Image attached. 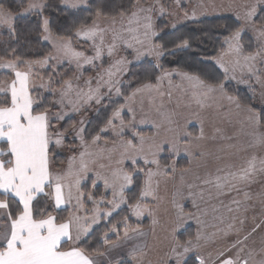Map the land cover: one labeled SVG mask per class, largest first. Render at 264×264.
Masks as SVG:
<instances>
[{
  "label": "snow or ice",
  "instance_id": "6c2138e0",
  "mask_svg": "<svg viewBox=\"0 0 264 264\" xmlns=\"http://www.w3.org/2000/svg\"><path fill=\"white\" fill-rule=\"evenodd\" d=\"M62 3L66 8H77L84 5L86 0H62ZM261 5H264V0H257L248 7L243 16L238 14L236 18L242 21V27L236 29L224 41L229 52L243 58L244 64L241 65L237 59L236 65L242 69L246 68L250 74L256 72L257 59L264 60V23L257 26L254 19L257 8ZM45 7L47 4L43 0H32L26 11L42 12ZM131 8L133 10L130 12L121 10L116 15H108L97 9L95 13L97 19L90 25L81 24L75 29L76 37L90 42L93 51L91 56L73 48L71 35H53L49 27L50 21L45 18L42 24L45 34L43 39L51 41L55 54L50 53L36 61L22 60L19 56L12 60L0 57V68L8 69L13 74L11 80L0 81V264H153L148 257L149 252L156 248L157 244L162 245L165 251L156 264H264V243L259 251L247 248L246 245L251 234L260 225H256L251 232L241 238L239 235L241 228L236 227V221L242 226L244 218L236 215L226 230L217 228L215 232L208 234L203 230L204 221L200 219V215L206 213L198 215L185 212L184 205L180 203V199L191 198L193 206L199 211L197 199L203 200L205 191L209 197L216 198L228 196L232 192L237 194L243 192V201L233 197L227 207L228 212L239 214L244 201L252 199V194L244 189L250 188L264 177V115L252 109H248L250 131L247 135L250 139L246 143L237 142L226 147L221 146L219 151L225 156L217 155L215 159L219 161L226 157L223 165H218L214 172H206L203 177L196 175L199 184H186V196L181 189L173 193L171 200L173 211L168 227L164 229L165 235L162 240L157 239V244H153L151 248L146 242L137 243V239L146 237L147 233L141 226L134 227L130 224V218L125 216L122 221L112 224L103 233L105 250L82 246L84 240L94 232V226L101 220L111 217L121 205H127L131 216L138 220L145 215L151 217V232L155 237L156 228L160 225L157 214L161 198L157 193L161 178H168L176 172L175 161L161 165L160 154L167 151L175 157L184 151L198 162L211 155L199 150L202 142L208 139L202 121L199 134L193 135L187 130L188 122L181 127L173 115L166 113H160L162 123L152 122L156 129L153 135L145 136L133 131L131 139H124L125 130L136 127V116L131 107L134 98L145 91L159 92L164 77L171 76V73L167 72L163 76H158L155 84L146 83L126 96L125 104L114 109L105 126L95 135H91L90 139L87 138L89 133L83 120L79 121V127L75 124L70 129L56 126L68 115L66 108L78 112L84 104L92 102L101 104L104 99L102 89L106 88L109 95L113 91L117 96L121 95L118 76L129 63L125 57L115 60L109 68L98 72L95 78L89 77L85 80L86 92L83 87L74 83L73 78L55 81L58 85L55 89L52 87L54 81L51 78L46 83L42 82L39 89L53 92L58 96L51 107H46L40 102L43 100L42 95L33 94L39 91L35 85L36 77L33 72L35 65L44 68L53 61L62 63L67 60L69 63H75L77 69L83 65L95 67L96 61L104 57L105 50L107 55L112 57L121 43L126 48L134 49L137 58L143 53L135 45H143L147 41L151 45L149 54L159 48L158 45L152 44V37L157 34L153 31L152 6H142L139 0H135ZM160 11L163 14L164 9L161 7ZM184 16L189 18L187 12ZM195 16L196 13L193 11L191 17ZM118 18L122 24L120 29L115 27ZM101 19L109 26L102 27L99 22ZM125 19L126 27L123 26ZM14 21V14L0 5V26H6L10 33L15 34ZM249 27L260 47L254 54L245 55L241 40L242 33ZM109 33L111 40L106 39ZM125 33L131 35V40L126 38ZM187 45L188 42L183 41V46ZM12 52L14 53L15 49H12ZM161 54L156 52L157 56ZM216 63L228 78L229 68L221 59ZM21 65H26L27 70H20ZM183 76L193 89L202 90L193 93V99L201 109L210 107L205 103L210 93L224 91L222 83L214 85L201 80L198 76L188 74ZM79 79V76L75 77V80ZM93 83L95 87L92 86ZM160 95L163 96V93ZM226 98L240 107L239 102L233 97ZM52 107H58L59 110L53 112ZM125 108L132 113V119L127 123L122 117ZM159 111L157 109V112ZM148 122L146 119L139 121L140 124ZM109 129L119 140L118 143L113 142L114 147L108 150L107 163H104L102 162L105 159L102 154L104 150L96 152L92 149L100 142L101 133ZM161 130L170 135L161 138ZM216 132L220 133L221 130L216 129ZM69 135L78 139L79 149H72L74 154L68 158L67 167L57 171L54 168L53 153L56 149L64 147ZM212 139L215 140L216 136ZM220 139L233 138L221 134ZM115 153H118L116 158ZM129 161L133 171L125 169V164ZM141 161L147 166L146 169L136 167ZM190 172L191 167L180 170L182 182L183 176ZM137 173L144 174V184L135 203H129L124 192L132 185L134 175ZM88 181H91L93 190L85 191ZM101 184L105 195L97 199L94 189ZM197 188L199 191H194ZM109 193L111 199L106 198ZM258 195L264 198V192ZM149 197L156 206L147 202ZM88 203L93 205L91 210L86 207ZM231 205H235V208ZM61 211L68 214L62 216ZM243 211L246 212L247 207H244ZM218 219L223 223V217ZM191 220H195L199 228L194 236L189 235L184 239L183 232ZM109 233L116 239L112 240ZM233 233L237 239L225 249L218 251L215 260H209L205 256L204 249L210 242H214L218 235L222 234V237L226 238Z\"/></svg>",
  "mask_w": 264,
  "mask_h": 264
},
{
  "label": "rangeland",
  "instance_id": "374dc122",
  "mask_svg": "<svg viewBox=\"0 0 264 264\" xmlns=\"http://www.w3.org/2000/svg\"><path fill=\"white\" fill-rule=\"evenodd\" d=\"M31 2L32 0H28L27 8L22 11L21 15L38 12V11H32V12L26 11ZM256 2L257 0H178V2L177 0H172L170 5L164 7L162 6L160 0H151L148 4L142 6L145 7L148 5L152 6L151 16H152L153 31L155 32L156 20L159 17L161 18L165 16L167 29H174L175 27L181 24H184L189 21L198 20L201 18L229 16L237 20L236 17L238 14L240 16H243L245 11L248 10V7L252 4H255ZM85 4L81 5L80 7L85 6ZM161 7L164 9L163 14L160 11ZM262 10H264V5H261L257 8L256 15H258L259 12H261ZM193 11H195L196 13L195 18L191 17ZM185 12L189 14V18H185L184 16ZM237 21L240 24L238 28L242 27V21L241 20H237ZM99 22L101 23L102 27L109 26L102 19ZM256 25L259 26L260 24L256 23ZM123 26L124 27L127 26L126 19L123 22ZM2 27L7 28L6 26H2ZM115 27L117 29H120L122 27L119 18ZM142 31L143 30L141 29V32ZM243 34H248L252 37L253 45L255 47L254 49L255 51L253 52L254 54L260 47L259 42L255 38V34L253 33L250 27L245 32H243L242 35ZM44 35L45 34L43 32L42 37ZM125 36L126 38L131 40L130 34L125 33ZM154 37H152V44H154L153 43ZM75 39L85 44L84 45L85 49L82 50H86L85 53L86 55L88 56L93 55L90 42H87L78 37H75ZM106 39L111 40L110 33ZM44 41L50 45L52 49L51 54H55L51 41H46V40ZM80 46L83 47V45ZM135 47L140 48L141 52L143 53L139 58L136 57V53L134 49L126 48L125 45L121 43L118 45L116 53L112 57H109L105 50L104 57L102 58V60L96 61L95 67H93L92 65H83L82 68L77 69L75 63H69L67 60H64L62 63H57L53 61L49 66L44 68H41L39 65H35L33 68V72L35 73V77H36L35 85L37 89H39V85L42 82L46 83L49 80V78H51L54 81L52 87L54 89L58 88L55 81L61 80V78H63L67 74V71H71L70 78H73L74 83L79 84L81 87L84 88V91L86 92L87 87L84 85L85 80H87L89 77L95 78L98 72H102L104 69L109 68V66L112 65L115 62V60L121 57H125L129 61V63L127 64L126 69L118 76V79L120 81L119 84L120 87L123 77L125 76L127 69L129 68L130 65L138 63L143 59H147L154 63H157L160 57L162 56V54L159 56L156 55L157 51L162 53L159 48L155 49V51H151V54H149L151 45L148 44L147 41H145L143 45H135ZM218 59H221L224 65L229 68L228 78L225 77V82H230L239 89L252 88L253 91L252 95L254 102L257 104L256 106L258 107L264 106V60L257 59V61L255 62L256 72L255 74H250L246 68L242 69L240 66L236 65L237 59H239L240 64L243 65L244 64L243 58L242 57L238 58L234 53L229 52L226 44L223 50H221L217 54V56L213 59V61L219 67V69L223 71V69L216 63ZM64 65L66 67L65 70L59 71V68ZM234 68L235 70L233 71ZM20 70L22 71L27 70V66L21 65ZM165 72L171 73V76L164 77V79L162 80L159 86V92L145 91L142 94H137L136 97L134 98V101L131 103V107L134 109L135 112L136 127L134 129L131 128L126 129L124 134V139H126L125 138L126 134H128L132 138V132L133 131L136 132L139 129L150 128L154 134L156 129L153 127L152 122L154 121L156 123H162L163 118L160 115V113H166L173 115V118L179 122L181 127H184L185 123L188 122L187 123L188 131L190 127H195L191 131L192 132L194 131L196 135L199 134V130L201 127L200 121H202L204 132L205 135L208 137V139L202 142V145L199 150L210 153L211 155L202 158V160L198 162L194 159H191L189 155L184 151H181L180 154L175 157H173L168 152L169 156L172 158V161L169 162L168 164L173 163V161H176V159L178 158L184 157L188 161V165L186 168L191 167L192 172L185 174L183 176V182L179 169L178 170L176 169V172L174 174H171L168 178H161L160 186L157 193L158 196L161 198L159 204V212L157 214L158 219L160 220V225L156 228L155 237L151 232V227H152L151 217L145 215L143 218L138 220L136 217L131 216L130 209L127 207V205H121L120 208L116 209L113 212L114 215L122 208L127 207L129 209L130 218L133 219L134 221L140 222L146 219L148 221V226L146 228L144 227L143 230L147 233V236L143 238H138L136 242L137 243L146 242L150 248L152 247L153 244H157V239L162 240L165 235L164 229L168 227V223L171 219V214L173 211L171 206L173 193L176 192L177 189H181L184 192V195L186 196L187 195V189L185 187L186 184L188 183L199 184V181L196 180V175H200L201 177H203L206 172L209 171L214 172L215 168L218 165H223L226 162V157L219 161L215 159L217 155H220L221 157L225 156L224 153H221L219 151L221 146L226 147L230 143H237V142L246 143L250 139V137L247 135V133L250 131V127L248 125L249 108H243L241 106L238 108L235 102H230L226 98L227 95H225L224 92L216 91L210 93L207 99H205V103L207 105H210V107L201 109L193 99V93L202 90L193 89L190 86L189 82L184 78L183 74L185 73L183 72L177 70H166L163 71L160 74V76H163ZM0 74H9L11 76L9 80L13 78V74L8 69L0 68ZM77 76L80 77L78 81L75 80V77ZM233 76L235 77L234 79L231 78ZM92 86L95 87L96 86L95 83H93ZM102 93L104 94V99L102 100L101 104H96L95 102H92L90 104H84L78 112H72L70 109L66 108L65 111L68 113V115L65 117L64 120H62L56 126L61 128L62 124L69 118H73L74 120L73 124H75L77 127H79V121L81 120L85 122L84 126H86L89 118L95 115L105 102L115 100L120 96V95L117 96L115 94V91H113L109 95L107 93L106 88L102 89ZM160 93H163V96H161ZM33 94L51 95V104H53V102L58 98L57 94L43 89H39L38 92H34ZM123 104H125V101ZM157 109H159L160 111L157 112ZM51 110L53 112H57L59 108L52 107ZM122 117L127 123L129 120L132 119V113H129L127 111V108H125V110L122 113ZM141 119H146L149 122L145 124H140L139 121ZM216 129H220L221 132L217 133ZM221 134L224 137H232L233 139L222 140L220 139ZM168 135L170 134L161 130V138H164ZM103 136H108L109 140H107ZM213 136H216L215 140L212 139ZM66 140L67 142L65 141L64 147L60 149H56V151L54 152L56 155L65 157V160L62 163H59V167H54L55 170L57 171L63 170L67 167L68 158L74 154L72 149H77V150L79 149V141L78 139H75L73 135H69ZM118 140L119 138L116 137L114 133L109 129L107 132L101 133L100 142L98 143V145L94 146L92 150L96 152H100V150L103 149L104 152L102 154L105 157V159L102 162L107 163L106 157L108 155V150L112 149L114 147L113 142L117 141L118 143ZM161 155L162 153L160 154V156ZM117 156L118 153H115L114 158H116ZM198 163L200 164V166H198ZM140 164L142 165V168L145 169L147 168V166H145L142 161L140 162ZM127 165H129L133 169V166L131 165L130 161L126 162L125 167ZM140 174L142 176L141 187H143L145 176L143 173ZM99 186L102 187V194L98 196L97 199L105 195V190L103 185L101 184ZM130 187L131 185L125 189V192L128 189H130ZM91 190H93L92 187ZM244 190L249 191L252 194V199L248 201H244L241 207V212L239 214L235 212L232 213L228 212L227 207L230 205V201L232 200L233 197L243 201V192L239 194H237L236 192H232L228 196H222L216 198L215 196L209 197L207 191H205L204 199L203 200L197 199V204L199 205V211L196 207L193 206L191 198H183V199L178 198V199H180V203L184 205L185 212L197 213L198 215L200 213H206L204 215H200V219L204 221L205 228L203 230L208 234L215 232L217 228L226 230L227 225L233 222V217L236 215H239L242 218H244V224L242 226L239 224L238 221H236V227L241 228V231L239 233L241 238L244 235L251 232V230L254 227H256V225H260V227L257 228L256 231L251 234L249 240L246 242L247 248H254L257 251H259L262 243H264V198H262L258 194L264 192V177H261L257 183L251 185L250 188ZM194 191H199V189L198 188L194 189ZM125 192H124V196L125 199H127ZM106 198L111 199L112 198L111 194L109 193ZM147 202H149L152 206H156L155 204H152L150 197L148 198ZM231 206L235 208V205H231ZM86 207L89 210H91L93 208V205L91 203H88ZM103 207H107V206H103ZM244 207H247L246 212L243 211ZM218 217H223V223L220 222ZM109 218L101 220L97 225L94 226V228H96L97 226L100 225L101 222H104ZM189 226L192 227V236H194L199 228V225L196 223L195 220H191L186 225V228ZM122 233H123V228L121 229V234ZM109 236H113V234L109 233ZM236 239L237 236L235 233L230 234L226 238H223L222 234L218 235V238L214 242H210L204 249L205 256L209 260H215L217 252L225 249ZM105 248L106 246L104 247V250ZM164 251H165L164 247L162 245L157 244V247L149 252L148 258L153 261V264H156V262L162 258ZM257 259H259V257H257Z\"/></svg>",
  "mask_w": 264,
  "mask_h": 264
},
{
  "label": "trees",
  "instance_id": "16d2710c",
  "mask_svg": "<svg viewBox=\"0 0 264 264\" xmlns=\"http://www.w3.org/2000/svg\"><path fill=\"white\" fill-rule=\"evenodd\" d=\"M150 1L151 0H139L141 5H146ZM160 1L162 6L167 7L171 4L172 0ZM43 2L47 4V7H45L42 12L38 11L21 15L22 11L27 8L28 0H0V5L10 10L15 16V34L10 33L8 28L0 26V57L6 60H12L15 59L16 56H19L22 60L36 61L52 53L50 45L45 42L42 37V24L45 18L50 21L49 27L53 35H71L73 37V47L81 51L85 49V44L75 39V29L77 27L81 24L90 25L96 18L95 13L97 9H100L108 15H116L121 10L130 12L133 10L131 5L135 0H86L85 6L74 9L64 7L62 0H43ZM255 21L258 24L264 23V10L256 15ZM239 25V22L232 17L223 16L201 18L181 24L174 29H167L165 16L157 18L155 26V32L157 34L153 38V43L159 46L162 56L157 63L143 59L129 66L120 85L122 94L115 100L105 102L100 110L89 118L85 126L89 133L87 138L90 139L91 135H95L99 132L100 128L105 126L114 109L124 103L126 96L146 83L154 84L156 78L166 70H177L191 76H198L201 80L209 84L219 85L222 83L224 85L223 92L225 95L233 97L239 102L241 107L252 109L264 115V106L258 107L254 102L252 88L239 89L232 83L225 82L223 71L219 69L213 61L217 54L223 50L225 38L229 37ZM185 40L188 42L187 46H183V41ZM241 44L244 49V54L253 53L255 51L253 39L250 35L243 34ZM80 45H83V47ZM12 49H15L14 53ZM82 51L86 53V50ZM65 68L64 65L59 68V71H63ZM70 77L71 71H67L63 79H68ZM10 78L11 76L9 74H0L1 81L9 80ZM42 96L43 100L40 102L46 107H51V95L47 94ZM73 122V118H69L62 124L61 128L70 129ZM193 128L195 127H190L189 132L193 130ZM136 132L145 136H151L153 134L150 128L139 129ZM192 133L195 134L194 131ZM103 137L109 140L108 136ZM125 138L128 139L131 137L126 134ZM53 159L54 167H59V163H62L65 157L53 153ZM159 159L161 165L168 164L172 161L167 151L163 152ZM175 162L177 170L186 168L188 165V161L184 157L176 159ZM137 167L142 168V165L139 163ZM125 168L127 171H133L132 167L129 165ZM141 186L142 176L140 173H137L134 175L130 189L125 192L129 203H134L136 201ZM84 190H91V181L87 182ZM95 192L97 197L100 196L102 194V187L98 186ZM67 214L68 213L65 211L60 212L62 216H66ZM125 216L130 218L129 209L127 207L122 208L108 220L101 222L99 226L94 228V232L90 237L84 240L82 246L103 251L105 247L102 241L103 233L106 232L112 224H117L122 221ZM129 223L134 227L139 225L142 228H146L148 226V221L146 219L136 222L130 218ZM189 235H192V227L190 226L184 230L182 238L186 239ZM110 238L112 240L116 239L114 235L110 236Z\"/></svg>",
  "mask_w": 264,
  "mask_h": 264
},
{
  "label": "crops",
  "instance_id": "0c3cea01",
  "mask_svg": "<svg viewBox=\"0 0 264 264\" xmlns=\"http://www.w3.org/2000/svg\"><path fill=\"white\" fill-rule=\"evenodd\" d=\"M139 88V87H138ZM214 104V103H213Z\"/></svg>",
  "mask_w": 264,
  "mask_h": 264
}]
</instances>
